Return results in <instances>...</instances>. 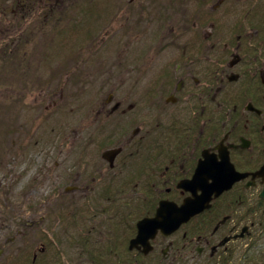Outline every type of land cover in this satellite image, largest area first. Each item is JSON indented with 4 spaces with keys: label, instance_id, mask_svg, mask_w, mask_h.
Wrapping results in <instances>:
<instances>
[{
    "label": "flooded vegetation",
    "instance_id": "obj_1",
    "mask_svg": "<svg viewBox=\"0 0 264 264\" xmlns=\"http://www.w3.org/2000/svg\"><path fill=\"white\" fill-rule=\"evenodd\" d=\"M137 5L155 20L145 64L128 52L140 101H94L108 145L37 153L0 264H264L245 253L264 229V0Z\"/></svg>",
    "mask_w": 264,
    "mask_h": 264
},
{
    "label": "rangeland",
    "instance_id": "obj_2",
    "mask_svg": "<svg viewBox=\"0 0 264 264\" xmlns=\"http://www.w3.org/2000/svg\"><path fill=\"white\" fill-rule=\"evenodd\" d=\"M129 1L0 0V210L19 209L15 195L30 192L41 177L36 156L42 148L55 145L66 155L90 140L109 144L117 128L104 127L94 141L100 128L94 101L111 93L112 101H140L142 81L124 84L128 52L138 57L133 63L145 64L142 28L155 20L139 13L137 4L147 0H136L133 13ZM257 232L245 249L249 258L264 257V229Z\"/></svg>",
    "mask_w": 264,
    "mask_h": 264
},
{
    "label": "water",
    "instance_id": "obj_3",
    "mask_svg": "<svg viewBox=\"0 0 264 264\" xmlns=\"http://www.w3.org/2000/svg\"><path fill=\"white\" fill-rule=\"evenodd\" d=\"M185 218H187V217H185ZM185 218L183 220H186Z\"/></svg>",
    "mask_w": 264,
    "mask_h": 264
}]
</instances>
